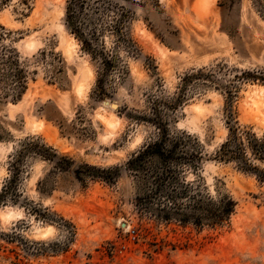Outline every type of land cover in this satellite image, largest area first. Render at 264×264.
<instances>
[{"label":"rangeland","instance_id":"obj_1","mask_svg":"<svg viewBox=\"0 0 264 264\" xmlns=\"http://www.w3.org/2000/svg\"><path fill=\"white\" fill-rule=\"evenodd\" d=\"M68 1L0 0V190L24 143L57 154L21 163L18 200L0 205V264H264V184L216 159L230 125L264 134V0H105L104 22L126 23L99 38L105 77L67 30ZM178 93L171 128L199 139L207 191L236 203L216 229L142 214L124 170L154 133L140 119ZM85 165L122 174L110 184Z\"/></svg>","mask_w":264,"mask_h":264},{"label":"trees","instance_id":"obj_2","mask_svg":"<svg viewBox=\"0 0 264 264\" xmlns=\"http://www.w3.org/2000/svg\"><path fill=\"white\" fill-rule=\"evenodd\" d=\"M105 3V0H69L65 15L69 33L80 42L85 52L102 64L104 73L101 77L115 68L113 60L99 43L101 34L108 29L117 34L126 28L123 19L104 22L103 14L108 11ZM23 82L22 77H18L16 87L19 94L25 89ZM184 98L185 94L178 93L169 100H157L150 114L140 119L153 127L154 133L127 161L124 170L134 178L136 206L142 214L155 221H177L182 225L216 229L228 223L236 203L228 195L214 197L207 191L200 176L205 159L203 146L189 132L171 128L169 111L175 110ZM228 114L233 117L232 111ZM232 122L233 119L229 123ZM30 155L51 162L57 158V154L45 145L24 143L13 156L15 173L0 190V205L18 200L23 174L21 163ZM216 159L235 164L240 171L254 175L259 183L264 184V134L258 136L252 131L239 129L235 124L230 125L228 137L216 152ZM63 161L70 163L66 159ZM85 167L90 177L110 184L122 174V167L118 166L106 169ZM75 174L81 179L79 171ZM190 175L194 179L189 180Z\"/></svg>","mask_w":264,"mask_h":264},{"label":"bare ground","instance_id":"obj_3","mask_svg":"<svg viewBox=\"0 0 264 264\" xmlns=\"http://www.w3.org/2000/svg\"><path fill=\"white\" fill-rule=\"evenodd\" d=\"M104 104H106V103L104 102ZM108 106H109V108L112 109V110H114V109L117 107L116 104L111 103V102H110V104H109ZM105 121H106V125H107V124H108V125H111L112 122H113V121H109V120H107V119H105ZM125 229H126V228H125Z\"/></svg>","mask_w":264,"mask_h":264},{"label":"water","instance_id":"obj_4","mask_svg":"<svg viewBox=\"0 0 264 264\" xmlns=\"http://www.w3.org/2000/svg\"><path fill=\"white\" fill-rule=\"evenodd\" d=\"M122 227H124V228H125V227H126V225H125V224H123V225H122Z\"/></svg>","mask_w":264,"mask_h":264}]
</instances>
